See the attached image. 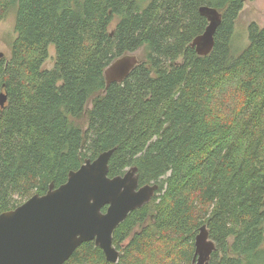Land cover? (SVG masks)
Segmentation results:
<instances>
[{"label": "trees", "instance_id": "1", "mask_svg": "<svg viewBox=\"0 0 264 264\" xmlns=\"http://www.w3.org/2000/svg\"><path fill=\"white\" fill-rule=\"evenodd\" d=\"M245 1L0 0L16 32L0 59V213L114 148L110 177L136 166L139 185L158 190L114 230L118 262L87 241L64 264H190L202 225L209 264H264V26L250 23L233 48ZM203 5L221 14L207 55L190 46ZM49 45L55 62L43 69ZM141 48L106 86L105 68Z\"/></svg>", "mask_w": 264, "mask_h": 264}, {"label": "water", "instance_id": "2", "mask_svg": "<svg viewBox=\"0 0 264 264\" xmlns=\"http://www.w3.org/2000/svg\"><path fill=\"white\" fill-rule=\"evenodd\" d=\"M198 11L206 17L207 25L190 46L197 54L207 55L213 48L221 14L207 5ZM136 63L124 55L109 64L104 70L106 86L122 82ZM6 101L7 94L0 92L1 108ZM113 151L86 158L76 170L69 171L64 183L57 187L50 184L45 193H35L14 209L1 212L0 264H64L87 241L103 251L107 262L116 263L120 252L113 245L114 230L131 211L150 202L159 185H139L136 166L110 177L108 162ZM215 248L207 226H200L190 264H209Z\"/></svg>", "mask_w": 264, "mask_h": 264}, {"label": "rangeland", "instance_id": "3", "mask_svg": "<svg viewBox=\"0 0 264 264\" xmlns=\"http://www.w3.org/2000/svg\"><path fill=\"white\" fill-rule=\"evenodd\" d=\"M145 5L143 2L142 6ZM256 23L259 26H264V0H246L242 6V9L237 16L234 24L232 44L235 50H240L248 43V25L250 23ZM15 14L13 10L8 11L5 18L0 21V53L2 54L0 59H10L12 44L16 38V32L14 29ZM115 21L111 23L109 31L114 27ZM145 49L141 48L134 53H128L127 55L134 58L138 63L145 57ZM55 48L53 45L48 47V58L44 61L43 69H52L55 62ZM90 107V105L88 106ZM83 128L86 127L87 117L86 115L78 122ZM128 169V168H127ZM264 253V243L261 247ZM260 260V259H259ZM118 262V261H117Z\"/></svg>", "mask_w": 264, "mask_h": 264}, {"label": "bare ground", "instance_id": "4", "mask_svg": "<svg viewBox=\"0 0 264 264\" xmlns=\"http://www.w3.org/2000/svg\"><path fill=\"white\" fill-rule=\"evenodd\" d=\"M198 233V232H197ZM212 255V254H211Z\"/></svg>", "mask_w": 264, "mask_h": 264}]
</instances>
